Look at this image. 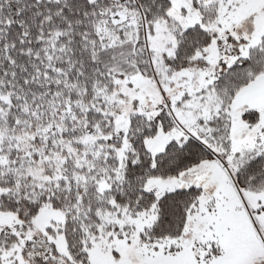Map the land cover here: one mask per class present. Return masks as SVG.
I'll return each instance as SVG.
<instances>
[{"label": "snow or ice", "instance_id": "obj_1", "mask_svg": "<svg viewBox=\"0 0 264 264\" xmlns=\"http://www.w3.org/2000/svg\"><path fill=\"white\" fill-rule=\"evenodd\" d=\"M0 264H264V0H0Z\"/></svg>", "mask_w": 264, "mask_h": 264}]
</instances>
